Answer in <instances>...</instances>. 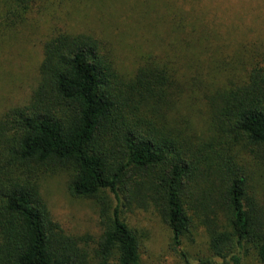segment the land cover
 Returning <instances> with one entry per match:
<instances>
[{"label": "trees", "instance_id": "16d2710c", "mask_svg": "<svg viewBox=\"0 0 264 264\" xmlns=\"http://www.w3.org/2000/svg\"><path fill=\"white\" fill-rule=\"evenodd\" d=\"M84 1L0 0V41ZM158 5L168 50L133 73L93 34L51 30L30 98L0 117V264H142L124 214L149 211L176 249L203 234L197 264H264V0ZM59 170L98 208V237L53 218L42 179Z\"/></svg>", "mask_w": 264, "mask_h": 264}, {"label": "rangeland", "instance_id": "374dc122", "mask_svg": "<svg viewBox=\"0 0 264 264\" xmlns=\"http://www.w3.org/2000/svg\"><path fill=\"white\" fill-rule=\"evenodd\" d=\"M161 0H86L44 10L29 19L18 35L0 41V117L12 106L25 103L38 81L43 46L52 29L89 32L101 39L115 57L117 67L133 73L147 55L165 54L169 47L170 22L158 10ZM251 24L249 18L245 25ZM69 174L59 170L42 179V194L55 221L69 234L96 238L101 234L98 208L87 199L74 198L68 191ZM132 228L143 237L142 264H191L211 254L203 234L192 243L186 237L176 249L172 233L153 211L125 213ZM220 262V261H216ZM243 264H261L254 254Z\"/></svg>", "mask_w": 264, "mask_h": 264}]
</instances>
